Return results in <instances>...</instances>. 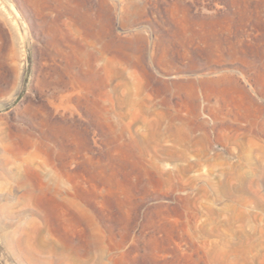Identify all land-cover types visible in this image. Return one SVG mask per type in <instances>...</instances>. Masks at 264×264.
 <instances>
[{
  "label": "rangeland",
  "instance_id": "obj_1",
  "mask_svg": "<svg viewBox=\"0 0 264 264\" xmlns=\"http://www.w3.org/2000/svg\"><path fill=\"white\" fill-rule=\"evenodd\" d=\"M0 264H264V0H0Z\"/></svg>",
  "mask_w": 264,
  "mask_h": 264
},
{
  "label": "bare ground",
  "instance_id": "obj_2",
  "mask_svg": "<svg viewBox=\"0 0 264 264\" xmlns=\"http://www.w3.org/2000/svg\"><path fill=\"white\" fill-rule=\"evenodd\" d=\"M23 245V244H22Z\"/></svg>",
  "mask_w": 264,
  "mask_h": 264
}]
</instances>
